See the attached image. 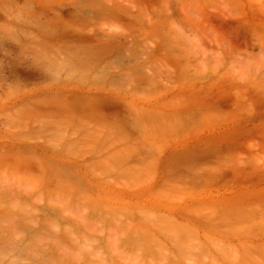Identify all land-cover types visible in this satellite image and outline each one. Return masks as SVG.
Returning <instances> with one entry per match:
<instances>
[{"label":"rangeland","instance_id":"rangeland-1","mask_svg":"<svg viewBox=\"0 0 264 264\" xmlns=\"http://www.w3.org/2000/svg\"><path fill=\"white\" fill-rule=\"evenodd\" d=\"M0 201V264H264V0H0Z\"/></svg>","mask_w":264,"mask_h":264},{"label":"bare ground","instance_id":"bare-ground-1","mask_svg":"<svg viewBox=\"0 0 264 264\" xmlns=\"http://www.w3.org/2000/svg\"><path fill=\"white\" fill-rule=\"evenodd\" d=\"M142 2H143V1H142ZM138 3H139V2H138ZM148 4H149V3H148ZM142 5H143V4H142ZM144 5L147 6L145 2H144ZM150 6H151V5H150ZM147 7H148V6H147ZM141 8H142V7H141ZM144 9H145V8H144ZM142 10H143V8H142ZM142 10H141V11H142ZM146 10H147V8H146ZM146 10H145V13L148 12V11H151V10H149V9H148L147 11H146ZM143 11H144V10H143ZM147 14H148V13H147ZM149 14H150V13H149ZM147 16H148V15H147ZM133 27H134V25H133ZM140 34H142V32H140ZM146 34H149V33L146 32ZM146 34L144 33V35H146ZM140 36H142V35H139V37H140ZM85 38H86V37H85ZM81 39H82V38H81ZM103 40H104V39H103ZM135 40H137V39H135ZM139 40H141V39H139ZM106 41H107V40H106ZM108 41H109V39H108ZM81 42H82V41H81ZM111 42H113V40H112ZM134 42H135V41H134ZM108 43H109V42H108ZM137 43H138V42H137ZM81 44H82V43H81ZM115 44H116V43H115ZM71 45H72V44H71ZM89 45H90V44H89ZM98 45H99V44H98ZM108 45H109V44H108ZM110 45H111V43H110ZM110 45H109V46H110ZM65 46L68 47V45H65ZM93 46H94V45H93ZM116 46H118V45L116 44ZM135 46H136V45H135ZM77 47H78V46H77ZM77 47H76V48H77ZM85 47H86V46H85ZM95 47H96V46H95ZM99 47H100V45H99ZM102 47H105V46L102 45ZM102 47H101V49L104 51V48H102ZM114 47H115V46H114ZM114 47H110V48H114ZM123 47H124V46H123ZM70 48H72V47L70 46ZM82 48H83V47H82ZM151 48H152V47H151ZM151 48H150V49H151ZM89 49L91 50V48H89ZM92 49H93V48H92ZM101 49L99 48V50H101ZM114 49H115V48H114ZM75 50H78V48L75 49ZM84 50H85V49H84ZM86 50H87V48H86ZM102 50L100 51V53L103 52ZM123 50H124V49H123ZM147 50H148V49H147ZM96 51H98V50H96ZM105 51L107 52V49H106ZM151 51H152V50H151ZM151 51H149V52H150L149 54H150L151 57H153L154 54H151ZM67 52H68V51H67ZM70 52H71V51H70ZM78 52H79V51H78ZM84 52H85V51H84ZM106 52H105V55H106ZM108 52H110V51L108 50ZM113 52H114V51H113ZM97 53H98V52H97ZM100 53H99V54H100ZM77 54H79V53H77ZM94 54H96V53L94 52ZM94 54H93V55H94ZM147 54H148V53H147ZM155 54H156V53H155ZM93 55H92V57H93ZM152 55H153V56H152ZM100 56L103 57L102 55H100ZM150 56H147V58L150 57ZM96 58H97V57H96ZM148 59H149V58H148ZM150 59H151V58H150ZM101 60H102V59H101ZM176 64H178V63H176ZM141 74H142V76H144L143 73H141ZM146 74H147V73H146ZM148 74H149V73H148ZM155 75H156V73H155ZM139 76H140V75H139ZM157 76H160V75L158 74ZM144 77H145V76H144ZM146 77H147V75H146ZM148 77H149V75H148ZM148 77H147V78H148ZM154 77H155V78H152V77H151V80H152V79L155 80V79L157 78L156 76H154ZM141 78H142V77H141ZM144 80H145V79H144ZM150 82L153 83V81H150ZM150 82H149V83H150ZM242 94H243V93H242ZM4 163H5V162H4ZM1 166H2V165H1ZM8 167H9V166H8ZM60 187H62V186H60ZM60 187H59L58 189H61ZM62 188H63V187H62ZM3 197H4V196H3ZM1 199H2V198H1ZM5 199H6V198H5ZM0 202H1V201H0ZM0 214H1V213H0ZM4 214H5V213H4ZM2 216H3V215H2ZM4 216H5V215H4ZM4 216H3V217H4ZM5 217H6V216H5ZM66 220L69 221L68 219H66ZM27 221H28V220H27ZM21 223H22V222H21ZM19 224H20V223H19ZM23 224H24V226H25V223L20 224V226L22 225V227H24ZM52 224L57 225L58 223L55 224L54 222H52L51 225H52ZM54 225H53V227H54ZM57 226H58V225H57ZM157 226L159 227V225H157ZM51 227H52V226H51ZM53 229H59V227H56V226H55ZM159 229H160V227H159ZM65 230H66V231H65ZM65 230H64V231H65L64 233H67V232L69 233V231H67V229H65ZM70 231H71V230H70ZM71 233H72V232H71ZM75 233H76V232H74V233H72V234L74 235ZM72 234H70V235H69L70 237H69V236H68V237H69L70 239L73 240L74 238L72 237V236H73ZM74 236H75V239H76L77 241H76L75 239H74L75 241H74V240H73V241H74V243H77V242H78V244H76L77 247H78V246H79V247L82 246V244H83V246H82L83 248H84L85 246H87V244L85 245L84 242H83V240H84L85 237H83L82 239H80L79 236H76V235H74ZM71 237H72V238H71ZM42 238H44V237H41V239H42ZM45 238H46V237H45ZM77 238L80 239V240L82 241V244H81V241L78 240ZM0 239H1V237H0ZM85 239H87V238H85ZM87 240H89V238H88ZM87 240H85V241H87ZM90 240H91V239H90ZM43 241H45V239H43L41 242H43ZM58 242H59V241H58ZM79 242H80V244H79ZM56 244H57V243H56ZM60 244H61V243H60ZM91 244H93V243H91ZM54 246H55V245H54ZM50 247H52V245H50ZM55 247H57V250L59 249V251H60V250H65V251H66V250H69V249H64V246L62 247V245H61V247H60L59 245H57V246H55ZM59 247H60V248H59ZM65 247H66V246H65ZM79 247H78V249L83 251L82 247H80V248H79ZM89 247H90V246H88V247H87V250H85V251L89 252V251H88ZM161 247H162V245H161ZM163 247H164V246H163ZM163 247H162V248H163ZM61 248H63V249H61ZM90 248L93 249V246L90 247ZM162 248H161V251H163V249H164V248H163V249H162ZM165 248H166V247H165ZM94 249H95V246H94ZM94 249H93V251L98 252L97 249H95V250H94ZM69 251H70V250H69ZM69 251L67 252L69 255L66 254V257L68 256V257H69V260L72 258V261H73L75 258H77V255H78V257H79V253H78V254L76 253V254H77L76 257L73 258V256H75V254L73 253V255H72V254H70V253H72V252H71V251L69 252ZM91 251H92V250H91ZM93 251H92V252H93ZM165 251H166V250H165ZM231 251H232V250H231ZM60 252H61V251H60ZM92 252H91V253H92ZM189 252H190V251H189ZM84 253H85V252H82V254H84ZM232 253H233V252H232ZM85 254H88V253H85ZM94 254H95V253H94ZM161 254H162V253H161ZM89 255H90V254H89ZM92 255H93V254H92ZM162 255H163V254H162ZM164 255H165V254H164ZM70 256H71V257H70ZM80 256H81V255H80ZM83 256H84V255H83ZM93 256L95 257V255H93ZM98 256L100 257L99 260L104 261L103 258H101V256H100V252L98 253ZM63 257L65 258V255H64V254H63V256H62V259H64ZM81 257H82V256H81ZM164 257H165V256H164ZM166 257H167V256H166ZM16 258H17V257H16ZM79 258H80V257H79ZM79 258H77L76 260H78ZM13 259H15V258H13ZM59 259H61V256H60ZM62 259H61V260H62ZM80 259H81V258H80ZM96 259H97V258H96ZM17 260H18V259H17ZM17 260L15 259V264H16V261H17ZM52 260L54 261V259H52ZM13 261H14V260H13ZM55 261H58V260H55ZM59 261H60V260H59ZM59 261H58V262H59ZM64 261H65V259L62 260V261H60V264L63 263ZM70 261H71V260H70ZM70 261H68V262H70ZM79 261H80V263H81V260H79ZM82 261H83V260H82ZM102 261H101V262H102ZM106 261H107V260H106ZM106 261H105V262H106ZM109 261H110V262H109ZM109 261H107V263H108V262H109V263H113V262H111L110 259H109ZM58 262H55L54 264H58ZM68 262H67L66 264H68ZM98 262H99V261H98ZM176 262H177V261H176ZM13 263H14V262H13ZM64 263H65V262H64ZM71 263H72V262H70L69 264H71ZM75 263L78 264L77 261H76ZM109 263H108V264H109ZM52 264H53V263H52ZM73 264H74V261H73ZM101 264H103V262H102Z\"/></svg>","mask_w":264,"mask_h":264}]
</instances>
